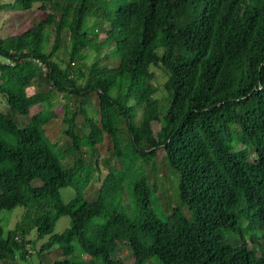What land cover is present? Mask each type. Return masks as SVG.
Here are the masks:
<instances>
[{
  "label": "trees",
  "instance_id": "1",
  "mask_svg": "<svg viewBox=\"0 0 264 264\" xmlns=\"http://www.w3.org/2000/svg\"><path fill=\"white\" fill-rule=\"evenodd\" d=\"M111 1L112 7L109 0H11L24 10L45 3L59 14L45 13L0 37V53L15 57L14 64L0 62V210L21 207L4 234L0 226V264L26 257L31 228L34 239L48 234L39 251L54 245L59 253L39 264H264V0ZM96 12L107 25L100 21V34L89 36L85 17ZM46 24L54 26L50 41ZM62 28L67 59L60 67L51 56ZM88 50L95 58L85 73L74 70L71 63ZM110 55L115 64H105ZM28 56L39 57L45 71ZM151 66L164 75L163 106L150 83ZM106 77L113 94L99 83ZM88 91L100 129L78 134L71 109L62 117L66 151L92 148L105 132L119 164L91 197L82 194L89 175L80 157L64 165L62 152L50 147L43 125L55 113L42 106L61 92L78 99L80 111ZM120 120L128 134L124 147ZM129 151L142 161L159 155L176 175L175 205L159 202ZM65 185L74 194L62 201ZM59 215L68 216V226L52 233ZM228 235L238 242L228 243ZM118 243L128 248V262L113 256Z\"/></svg>",
  "mask_w": 264,
  "mask_h": 264
},
{
  "label": "rangeland",
  "instance_id": "2",
  "mask_svg": "<svg viewBox=\"0 0 264 264\" xmlns=\"http://www.w3.org/2000/svg\"><path fill=\"white\" fill-rule=\"evenodd\" d=\"M57 3H61V0H54ZM115 5V1L109 0L108 7ZM45 13H52L57 17L59 14V9L53 8L51 5L43 4V8H39V3H33L29 9H21L17 4L11 2V0H0V37H5L11 33H16L17 31L24 29L34 23L39 17H42ZM103 26L107 25V21L103 20L99 12L91 14L85 17L86 31L88 35L91 36L97 32L100 34L99 22ZM53 25H44L43 30L50 41L53 36ZM66 38L67 32L65 28L59 31V36L57 40L58 47L52 54L51 58L54 59L60 67H62L67 59L66 54ZM99 38V37H98ZM49 43L45 44V49H48ZM112 45L108 44L104 46L103 50L105 53L110 52ZM101 51V52H102ZM95 58V53L88 50L85 56L81 60H76L71 63L72 68L80 69L85 73V66ZM117 58L114 56H108L105 60V64L112 65L115 64ZM107 62V63H106ZM149 71L152 74L150 83L153 84L155 90L154 93L157 96L161 106H163V100L160 98L162 91L160 89V83L164 79L162 70L159 67L151 66ZM84 77L77 78L76 81H83ZM100 85L109 93L113 94L116 91V87L111 85V79L109 77L100 78ZM43 84H40V87ZM33 90V87L26 88L27 92ZM131 104L130 101L127 102ZM79 104L78 99L72 97V95H66L61 92L52 93L46 100L43 101L42 106L51 110L55 113L44 125V134L47 136L50 147H54L55 150L62 152L61 162L64 165L70 164L74 158L80 157L82 161V166L87 168L86 172L89 175L87 183L82 188V194L86 197H91L96 194V191L101 186V183H109L111 180L110 174L116 173L119 169L118 159L113 150V143L110 137L102 132L98 140L93 142L90 147L81 146L79 151H66L69 146L68 137L62 132V117L63 115L69 114L71 109H74V126L78 131V134H83L88 130H93L94 133L98 132L100 127L97 122V103L95 94L93 91H88L82 100L80 101L81 110H77V105ZM5 104L3 99L0 97V111H3ZM135 116L134 122L137 123L140 115V107L134 105ZM34 110V105L30 107V112ZM117 139L120 142V146L124 147L128 142V134L124 128V122L122 120L117 123ZM235 145L234 148H237ZM131 162L134 164L138 174H145L147 183L153 186L155 190V195L157 196L159 202H163L166 199V207L169 208L176 204L175 194H174V179L175 174L167 168L159 155L155 158L150 156V159L142 161L138 159L132 152H127ZM252 157V156H251ZM153 165V166H151ZM84 172L79 173V179H82ZM121 184L123 185L122 181ZM122 187V186H121ZM121 203L126 207L127 195L125 190L121 189ZM74 190L70 186H62L59 188V196L62 201H66L68 198L73 196ZM21 213V207L15 206L10 209L0 210V226L2 232L11 228L15 221L18 220ZM95 219H98L95 218ZM69 220L67 215H59L53 223L51 232H59L64 227L68 226ZM48 234L43 235L38 239H34V233L32 228L29 229L28 237L30 242L25 247L28 252H26V257L24 259H16L17 264H39L47 263L58 257L59 253L56 251L55 246L51 245L39 251L40 244L47 238ZM226 241L231 245L238 242L237 238L233 235H228ZM75 248L74 252H78L79 248L73 242ZM114 257L121 258L124 262L129 261L128 248L125 244L118 243L113 252ZM78 259L86 260L87 257L82 254L77 255Z\"/></svg>",
  "mask_w": 264,
  "mask_h": 264
},
{
  "label": "built area",
  "instance_id": "3",
  "mask_svg": "<svg viewBox=\"0 0 264 264\" xmlns=\"http://www.w3.org/2000/svg\"><path fill=\"white\" fill-rule=\"evenodd\" d=\"M28 57H35V58H37V63H39L40 64V66H41V71H45V65L43 64V62L40 60V58L39 57H37V56H28ZM0 58H15V57H12V56H10V55H8V54H2V53H0Z\"/></svg>",
  "mask_w": 264,
  "mask_h": 264
},
{
  "label": "bare ground",
  "instance_id": "4",
  "mask_svg": "<svg viewBox=\"0 0 264 264\" xmlns=\"http://www.w3.org/2000/svg\"><path fill=\"white\" fill-rule=\"evenodd\" d=\"M32 59L35 60V61H37L36 58H32ZM0 62L1 63H6V64H14V61L11 58H0ZM0 74H1V70H0Z\"/></svg>",
  "mask_w": 264,
  "mask_h": 264
}]
</instances>
